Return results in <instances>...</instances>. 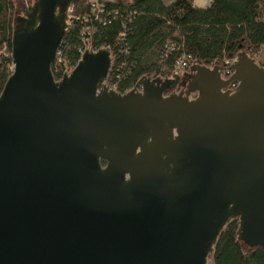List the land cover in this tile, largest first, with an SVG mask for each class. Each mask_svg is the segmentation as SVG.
<instances>
[{"label":"water","instance_id":"water-1","mask_svg":"<svg viewBox=\"0 0 264 264\" xmlns=\"http://www.w3.org/2000/svg\"><path fill=\"white\" fill-rule=\"evenodd\" d=\"M72 2L36 0L15 21L0 264H209L233 220L239 241L264 250V67L240 53L227 80L192 66L178 93L144 78L119 94L101 48L56 81Z\"/></svg>","mask_w":264,"mask_h":264},{"label":"trees","instance_id":"trees-1","mask_svg":"<svg viewBox=\"0 0 264 264\" xmlns=\"http://www.w3.org/2000/svg\"><path fill=\"white\" fill-rule=\"evenodd\" d=\"M16 15L13 0H0V94L13 70ZM68 16L58 67L74 68L86 50L108 48L107 84L119 94L144 78L168 80L167 94L178 93L192 66L225 69L240 53L256 61L264 48V0H211L204 8L194 0H73ZM179 60L187 67L176 74ZM238 232V220L224 228L209 264H264V250L249 249Z\"/></svg>","mask_w":264,"mask_h":264},{"label":"built area","instance_id":"built-area-1","mask_svg":"<svg viewBox=\"0 0 264 264\" xmlns=\"http://www.w3.org/2000/svg\"><path fill=\"white\" fill-rule=\"evenodd\" d=\"M70 12H71V9H70ZM56 64H57V68H55V74L59 75L60 79H62V77L64 75H68L71 73V71L74 69V68H59V63H60V59H59V53L57 52L56 54V60H55ZM54 62V63H55ZM227 67L223 70L221 76H224L225 78H228L233 74V72L229 69L230 68V65L231 63L227 62L226 63ZM187 67V64L185 63L184 60H179L177 63H176V67H175V73L176 74H180L182 71L185 70V68ZM53 74V73H52ZM54 77V75H53ZM55 78V77H54ZM56 80V79H55ZM59 80H56V81H59ZM106 86L109 88V89H112L111 87H109V85L107 84V81H106ZM237 84H231L229 87H228V90L230 91H234V89L236 88ZM114 90V89H112ZM115 91V90H114Z\"/></svg>","mask_w":264,"mask_h":264},{"label":"rangeland","instance_id":"rangeland-1","mask_svg":"<svg viewBox=\"0 0 264 264\" xmlns=\"http://www.w3.org/2000/svg\"><path fill=\"white\" fill-rule=\"evenodd\" d=\"M13 2H14V5H15V8H16V12H17V15H22V13H23V5H24V0H13ZM256 63L257 64H263L264 65V48L261 50V53H260V55H258L256 58ZM222 78L224 79V80H227L228 79V76H227V78H225L224 76H222ZM186 80L184 81V83H183V89L182 90H184L185 89V86H186ZM191 98H193L192 96H191Z\"/></svg>","mask_w":264,"mask_h":264},{"label":"crops","instance_id":"crops-1","mask_svg":"<svg viewBox=\"0 0 264 264\" xmlns=\"http://www.w3.org/2000/svg\"><path fill=\"white\" fill-rule=\"evenodd\" d=\"M211 0H194V5L198 8H204L210 4Z\"/></svg>","mask_w":264,"mask_h":264},{"label":"flooded vegetation","instance_id":"flooded-vegetation-1","mask_svg":"<svg viewBox=\"0 0 264 264\" xmlns=\"http://www.w3.org/2000/svg\"><path fill=\"white\" fill-rule=\"evenodd\" d=\"M36 0H24V5H23V13L22 15H16V18H22L24 15V10L27 6L33 5L35 3Z\"/></svg>","mask_w":264,"mask_h":264}]
</instances>
